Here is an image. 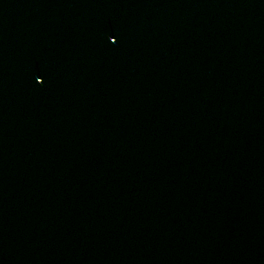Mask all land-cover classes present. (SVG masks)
Returning <instances> with one entry per match:
<instances>
[{
  "label": "water",
  "instance_id": "95a60500",
  "mask_svg": "<svg viewBox=\"0 0 264 264\" xmlns=\"http://www.w3.org/2000/svg\"><path fill=\"white\" fill-rule=\"evenodd\" d=\"M0 264H264V0H0Z\"/></svg>",
  "mask_w": 264,
  "mask_h": 264
}]
</instances>
